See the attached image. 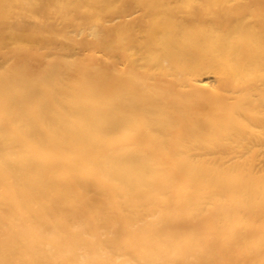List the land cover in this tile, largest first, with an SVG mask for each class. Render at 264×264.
<instances>
[{
  "label": "bare ground",
  "instance_id": "obj_1",
  "mask_svg": "<svg viewBox=\"0 0 264 264\" xmlns=\"http://www.w3.org/2000/svg\"><path fill=\"white\" fill-rule=\"evenodd\" d=\"M0 264H264V0H0Z\"/></svg>",
  "mask_w": 264,
  "mask_h": 264
}]
</instances>
